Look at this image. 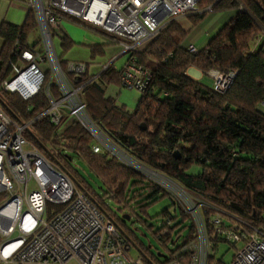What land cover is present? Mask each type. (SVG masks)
<instances>
[{
    "label": "trees",
    "instance_id": "1",
    "mask_svg": "<svg viewBox=\"0 0 264 264\" xmlns=\"http://www.w3.org/2000/svg\"><path fill=\"white\" fill-rule=\"evenodd\" d=\"M209 1L201 0L199 6ZM225 10L230 11V16L195 51L187 49L190 35L209 11L187 13L192 25L189 30L170 20L144 45L129 53L136 64L150 72L132 109L104 94L106 85H120V68L109 64L95 77L86 71L76 81L81 84L89 117L114 144L204 203L200 208L212 249L225 241L210 235L208 219L213 213H219L228 226L234 219L251 226L264 224V0H216L210 12ZM62 16L114 43L113 36L103 29L77 17ZM35 26L31 8L20 26L1 22L0 70L15 49V39L27 46L26 38ZM55 37L64 65L63 52L74 42L63 31ZM89 50L92 57L102 52L99 45L89 46ZM189 65L202 72L228 69L234 71V76L226 91L218 93L211 84L189 76L185 71ZM45 84L46 80L27 99L2 91L0 101L6 113L22 120L43 110L48 104ZM48 90L53 98L57 97L53 84L48 85ZM24 135L49 161L70 175L136 248L143 264L188 259L191 250L186 246L195 239L188 213L163 186L112 155L93 152L92 139L78 121L63 116L62 124L57 126L42 116ZM72 157L99 180V190L72 166ZM136 192L140 193L133 197ZM163 197L169 199V205L160 210L154 223L147 222L140 214L147 215L148 206ZM132 214L145 224L164 251L154 254L150 245L136 237L126 225ZM212 256L213 253L208 260Z\"/></svg>",
    "mask_w": 264,
    "mask_h": 264
},
{
    "label": "built area",
    "instance_id": "2",
    "mask_svg": "<svg viewBox=\"0 0 264 264\" xmlns=\"http://www.w3.org/2000/svg\"><path fill=\"white\" fill-rule=\"evenodd\" d=\"M200 1L28 0L36 22L39 48L23 46L19 38L15 39V49L0 70V94L7 91L27 99L46 80L48 104L37 114L18 120L6 113L0 101L1 264H66L69 260L74 264H143L140 256L129 254L131 245L114 223L68 173L49 161L24 134L42 116L57 126L62 124L63 116L71 117L90 135L93 152L112 155L135 169L126 163L129 155L123 148L114 144L86 112L81 84H76L78 76L86 73V64L66 61L62 65L60 62L55 36L62 14L103 29L113 36L121 51L131 53L170 20L186 13L208 11L216 0L203 6H199ZM187 49L195 51L196 47L189 43ZM106 66L102 64L101 69ZM209 73L211 87L218 93L226 91L234 76V71L228 69L215 68ZM149 78L150 72L136 64L131 55L120 68L122 87L140 91ZM49 84L56 87L57 97L50 95ZM261 104L264 106V99ZM31 179L36 187L28 190ZM159 185L171 193L195 227V239L186 246L191 250L188 259L182 262L172 258L166 264H209L211 242L201 208L198 211V206L204 203L172 181ZM193 199L197 203L192 206ZM48 204L52 207L48 208ZM208 223L210 235L233 244L241 243L224 264H264V224L251 226L234 219L228 226L219 213L211 214Z\"/></svg>",
    "mask_w": 264,
    "mask_h": 264
},
{
    "label": "crops",
    "instance_id": "3",
    "mask_svg": "<svg viewBox=\"0 0 264 264\" xmlns=\"http://www.w3.org/2000/svg\"><path fill=\"white\" fill-rule=\"evenodd\" d=\"M28 0H0V24L1 22H7L15 26H20L24 20L26 12L28 10L27 5ZM225 12V11H222ZM217 13L209 18L206 23L202 26L204 32V38L199 44L194 43L197 36L193 38V41L189 40L196 48L202 47L205 45L209 37L217 30V28L230 16V12L227 11L225 19H223L222 23L219 25L215 23V16ZM222 17V16H221ZM177 22L181 25L184 30H189L192 25L189 22L185 21L184 18H178ZM198 28V27H197ZM196 28V29H197ZM67 29L61 28L59 25V32H65L74 42L69 49L63 52V59L66 61H81L86 64V71L87 75L90 77H95L102 69L101 65H113L117 69L121 68V66L128 60L129 52L121 51L120 47L116 43H108L105 37L98 36L94 33L88 34L86 32L81 33V40L74 39L71 35L66 32ZM57 32L56 35L59 33ZM27 46L39 48L38 41H37V31L34 30L28 34L26 38ZM196 42V41H195ZM3 39L0 37V48L2 46ZM99 45L102 49L101 53H95L90 56L89 46ZM55 46L57 51H59V43L56 39ZM186 73L191 76L192 78L203 82L205 84H211V78L208 75V72H202L200 69L194 67L193 65H189L186 67ZM208 77V78H206ZM209 79V81H207ZM116 84H108L104 89V94L110 97H113L115 102L118 104H123L127 109H132L133 106L131 105V99L135 98L131 92V90H125L124 94H120L121 85ZM127 89V88H126ZM119 94V95H118ZM137 99L139 97L136 96ZM132 256H137L132 255Z\"/></svg>",
    "mask_w": 264,
    "mask_h": 264
},
{
    "label": "rangeland",
    "instance_id": "4",
    "mask_svg": "<svg viewBox=\"0 0 264 264\" xmlns=\"http://www.w3.org/2000/svg\"><path fill=\"white\" fill-rule=\"evenodd\" d=\"M211 9V8H210ZM209 12L206 14V16L204 17V19L202 20V22L199 24L198 28L193 31L190 35L189 40L193 41V38L197 36L196 38V42L194 41V43L199 44L202 39L204 38V32H203V24L206 23V21L211 18L212 16H214L216 13L217 15L214 17L215 18V23H217L218 25L220 23H222L223 19H225L226 13L227 11L225 10V12L222 11H215V12H210V10H208ZM229 11V10H228ZM230 12V11H229ZM232 13V11H231ZM187 14V13H186ZM183 15L180 17H176L174 20L177 21L178 18H184L185 21L189 22V19L187 17V15ZM222 16V17H221ZM61 28L67 29L66 32L71 35L74 39H79L81 40V33H88L91 34L85 27H82L81 25L75 24L65 18H62L61 20ZM34 31L36 32V28L34 29ZM264 50V47H263ZM215 69V68H213ZM212 69L206 71L208 72V75L210 76V71ZM208 78V77H206ZM211 78V77H210ZM207 81H209V79H207ZM117 86V85H115ZM120 88V94H124L125 90H131V92L135 93V95L133 94V96L135 98H133V100L131 99V105H134L135 101L137 100L138 93L139 91L137 89L134 88H127L126 87H119ZM119 95V94H118ZM264 110V106L261 107ZM126 163L133 166L136 170H138L140 173H142L144 176H146L147 178L155 181L156 183L160 184V182H165V181H172L174 184H177L180 186V184H178L177 182H175L173 179H170L168 177H166L165 175L154 171L148 167H146L145 165H142L136 161H134L131 157L126 155ZM71 164L74 168H76L87 180L88 182L96 189L99 190V180L96 179L86 168V166L79 160H77L76 158L72 157V161ZM151 171H154L155 173H152ZM36 185L33 182V180L31 179L28 184H27V189H33L35 188ZM140 192H136L135 194H133V197L137 196ZM193 203L192 206L197 203L196 199H193ZM111 205V207L113 209L116 208L115 204L113 202L108 201ZM169 205V199L167 197H163L161 199H158L157 201L153 202L150 206H148L146 212L147 215H142L140 214L137 210H135V213L140 214L143 218H145V220L147 222H152L154 223L156 221V219H158V214L160 212V210L166 206ZM200 206V205H199ZM198 206V211L200 213V207ZM124 212H127V210H123ZM121 213V212H120ZM128 217V216H127ZM224 220V218H222ZM126 225H128V227L134 232V234L136 235V237L144 244V245H150L149 249L150 251H152L154 254L156 253L157 250H163V248L159 245L158 241L153 237L151 231L145 226V224L141 223L140 221H136L135 219V214H132L130 219L128 218V220H126ZM241 245L240 242H237L235 244H229L227 241H219L215 247V249H210V251L213 253L212 259L209 260V264H224L226 262H228L231 257L232 254L235 251V248L239 247ZM129 254L130 255H136L137 250L134 246H130L129 248ZM1 264V262H0ZM66 264H74L73 261L69 260Z\"/></svg>",
    "mask_w": 264,
    "mask_h": 264
},
{
    "label": "water",
    "instance_id": "5",
    "mask_svg": "<svg viewBox=\"0 0 264 264\" xmlns=\"http://www.w3.org/2000/svg\"><path fill=\"white\" fill-rule=\"evenodd\" d=\"M262 62L264 63V58H263V60H262ZM144 126L142 125V128H143ZM119 230V229H118ZM131 245V244H130Z\"/></svg>",
    "mask_w": 264,
    "mask_h": 264
}]
</instances>
